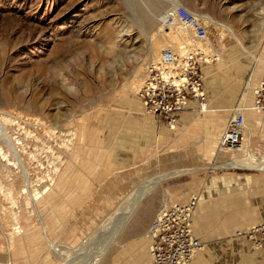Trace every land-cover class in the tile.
<instances>
[{
    "label": "rangeland",
    "instance_id": "1",
    "mask_svg": "<svg viewBox=\"0 0 264 264\" xmlns=\"http://www.w3.org/2000/svg\"><path fill=\"white\" fill-rule=\"evenodd\" d=\"M180 6L205 41L167 24ZM193 47L209 112L147 113L162 50ZM262 81L264 0H0V264H152L147 230L168 197L202 203L200 253L264 264V171L215 168L264 166ZM237 107L234 155L217 145ZM173 173L131 212L139 188Z\"/></svg>",
    "mask_w": 264,
    "mask_h": 264
},
{
    "label": "built area",
    "instance_id": "2",
    "mask_svg": "<svg viewBox=\"0 0 264 264\" xmlns=\"http://www.w3.org/2000/svg\"><path fill=\"white\" fill-rule=\"evenodd\" d=\"M178 20L199 41L205 40L207 32L199 20L180 6L167 17V24ZM201 50L191 48L184 54L171 48L162 50L157 64L152 65L145 80L140 97L145 110L154 116L175 121L176 115L196 103L199 109L206 106L204 82L199 69ZM201 59V58H200ZM263 95L264 81L256 89ZM260 99L255 103L260 110ZM236 113L218 140L220 149H235L242 141L245 127L244 109L235 108ZM198 202L192 198L186 203H171L156 215L147 230L150 241L152 264H189L193 256L203 250L201 241L192 232L191 220Z\"/></svg>",
    "mask_w": 264,
    "mask_h": 264
},
{
    "label": "bare ground",
    "instance_id": "3",
    "mask_svg": "<svg viewBox=\"0 0 264 264\" xmlns=\"http://www.w3.org/2000/svg\"><path fill=\"white\" fill-rule=\"evenodd\" d=\"M168 1H172V2H174V0H168ZM193 15L199 20V22L205 27V25L200 21V19L198 18V17H200V16H196L194 13H193ZM204 17H202V19H203ZM206 18V17H205ZM206 19H208L209 20V22L210 23H212L213 25H215L216 27H222V25H220V24H218V23H216V22H214V21H212V19H210V18H206ZM176 21H178V20H174V22L173 23H171V24H169V25H174L175 23H176ZM205 29H206V27H205ZM206 32H207V29H206ZM207 36H208V33H207ZM207 38V37H206ZM206 38H205V40H206ZM205 40H202V41H205ZM205 90V89H204ZM205 94H206V90H205ZM206 97H207V94H206ZM238 108H240V107H238ZM200 111H201V115H204L205 113H208L207 112V110H208V102H206V106L203 108V109H199ZM209 111V110H208ZM236 111V109L234 110V115H235V112ZM211 112V111H210ZM244 115V118H245V113L243 114ZM258 122H260L261 124H262V122L261 121H258ZM148 126H150V125H148ZM245 126H246V122H245ZM244 131H245V127H244ZM243 131V132H244ZM243 141H244V136L242 137V141H241V144L237 147V148H235V149H220V148H218L220 151L221 150H229V151H232V152H234V155H238V153H243V151H244V148H243ZM245 143H246V141H244ZM247 147V146H246ZM248 150V149H247ZM236 157H238V156H236ZM236 157H234L233 159H231L229 162H227L226 164H224V165H220L219 167H215V168H219V169H250V170H261V171H264V166L263 167H259V166H256V165H253L252 163H247V162H245V161H243V160H238ZM241 159V158H240ZM175 175H178V173H173V174H170V175H165V176H160V177H158V178H155V179H153V180H151V182L150 183H147V184H144V186H142L141 188H139L138 190L139 191H137L136 193H135V195H134V197H137V198H134V199H132L129 203H130V206H131V208H132V210H131V212L132 211H134L136 208H137V206L139 205V203H140V201H142V198H144L146 195H148V194H150V193H153L154 192V190H155V188H156V186L160 183V182H162V181H165V180H167V179H169V178H171V177H173V176H175ZM170 197H168V199H166V201L163 203V207H167L168 205H169V202H170ZM138 201V202H137ZM171 203H173V202H171ZM126 205H127V203H126ZM163 207H162V209H163ZM197 207V206H196ZM161 209V210H162ZM160 210V211H161ZM195 211H196V208H195ZM195 211H194V213H195ZM194 213H193V217H192V220H191V226H192V230H194L193 229V218H194ZM125 222H127V220L125 221V219L123 220V223H121V225H124L125 224ZM116 232V231H115ZM147 238H148V236H147ZM149 239V238H148ZM105 253V252H104ZM103 254V253H102ZM196 256V254L193 256V258H192V260H191V262L193 261V259H194V257ZM98 257V256H97ZM95 258V259H99V258ZM101 258V257H100ZM94 261H97L98 262V260H94ZM93 261V262H94ZM100 261V260H99ZM97 264V263H96Z\"/></svg>",
    "mask_w": 264,
    "mask_h": 264
},
{
    "label": "crops",
    "instance_id": "4",
    "mask_svg": "<svg viewBox=\"0 0 264 264\" xmlns=\"http://www.w3.org/2000/svg\"><path fill=\"white\" fill-rule=\"evenodd\" d=\"M212 94H213V92H212ZM211 97L212 98H214V96H212L211 95ZM208 102V101H207ZM209 104V103H208ZM210 106V105H209ZM210 111H212V110H210ZM209 112V111H208ZM214 140V139H213ZM212 139L211 140H209V141H211L212 143H216L215 141H213ZM202 203H200L199 204V206H197V208H196V211H195V216L197 217V219H198V216H199V213H200V211H201V209H202V205H201ZM195 216H194V219H195ZM199 220V219H198ZM149 228V227H148ZM191 228H192V226H191ZM193 234H195L196 235V230H195V227H194V221H193ZM196 231V232H195ZM198 233V232H197ZM194 235V236H195ZM208 250H210V248H207V251ZM205 252V253H200V252H198V253H196V256L194 257V259H193V261L192 262H190L189 264H220V261H219V259H216L215 257H212V256H210L211 255V253L210 252ZM197 254H199V256L197 255ZM149 255H150V241H149ZM143 255H141L140 257H142ZM142 264H147L146 263V261H145V263H144V261H143V263Z\"/></svg>",
    "mask_w": 264,
    "mask_h": 264
}]
</instances>
